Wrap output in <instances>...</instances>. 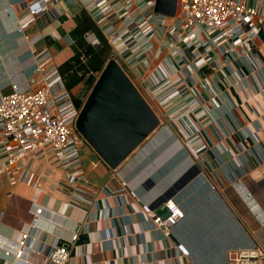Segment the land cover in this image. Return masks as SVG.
I'll return each mask as SVG.
<instances>
[{
  "label": "built area",
  "instance_id": "obj_1",
  "mask_svg": "<svg viewBox=\"0 0 264 264\" xmlns=\"http://www.w3.org/2000/svg\"><path fill=\"white\" fill-rule=\"evenodd\" d=\"M57 1L20 0L22 10L15 30L23 33L28 23ZM67 1L80 5L95 23L110 45L109 58L119 64L160 124L172 128L198 176L211 189L230 183L257 217L263 214L241 176L264 160L260 146L264 0H177L173 16L157 12L156 0ZM9 9L10 3H0V17ZM83 36L87 44L101 41L95 31L86 30ZM31 55L32 75L23 82L12 78L7 91L0 87V179L43 189L48 175L32 170L29 161L49 155L67 183L62 187L66 200L106 221L99 233L102 247L120 250L136 242L141 231L147 260L156 264L159 258L146 232L152 229L163 239L171 238L174 226L185 216L183 206L172 196L160 202L147 200L116 167H109L108 182H116L101 187L105 196L99 207L97 188L88 183L81 160L80 148L87 142L75 125L80 111L73 100L77 90L65 85L49 47L33 48ZM79 59L86 60L85 49ZM160 206L167 211L165 216L158 211ZM136 212L140 219L134 221L131 215ZM2 213L0 209V219ZM31 213V221L4 249L5 255L13 252L26 264L33 254L40 258L37 264H75L73 255L79 258L76 264H95L85 249L89 242L81 240L89 232L91 218L78 222L64 239L55 235L48 240L37 230L54 234L56 221L44 216L41 205L32 207ZM143 222L149 223L147 229ZM168 248H172V257H190L183 241L169 243ZM90 253L95 250L91 248ZM227 257L232 264H264V248L258 243L235 247Z\"/></svg>",
  "mask_w": 264,
  "mask_h": 264
},
{
  "label": "crops",
  "instance_id": "obj_2",
  "mask_svg": "<svg viewBox=\"0 0 264 264\" xmlns=\"http://www.w3.org/2000/svg\"><path fill=\"white\" fill-rule=\"evenodd\" d=\"M0 3H10L9 11L2 13L0 17L1 89L7 91L12 78H18L22 82L29 78L34 67L31 50H42L45 47L51 49L53 60L65 79V85L74 90L81 85L85 78H80L81 70H76L77 77L73 76L76 67L74 59L85 49L81 48L85 31H94L89 28L90 21L94 27L96 25L80 5L58 0L49 11L39 14L28 23L22 33L15 30L22 10L20 0H0ZM96 33H99L98 28ZM88 46L91 51L86 54V60L81 62L79 59L78 62L82 65V70H88L86 73L99 70V65L102 67L106 59L101 52L94 50L95 45ZM95 53L99 57L97 62L87 64L89 56L92 57ZM72 63L74 64L70 68ZM67 75L72 76L70 80L66 79ZM249 112L252 115L250 110ZM254 122L259 125L258 119ZM260 133V146L264 150V117ZM85 147L91 150L92 156L84 159L81 156L82 165L88 183L97 188L95 199L101 207L100 199L105 196L101 187L115 184L116 181L108 182L109 166L103 160L97 162L99 156L88 143H84L80 150ZM29 163L32 170L48 175L43 189L34 188L23 181L11 183L5 177L0 179V209L3 212L0 219V264H26L23 260H17L13 252L5 255L4 249L16 241L20 231L31 221V208L35 205L44 207V216L50 221H56L54 234H47L43 229L37 230L40 236H45L48 240L55 235L64 239L78 222L83 223L87 217L91 218L89 232L82 236H86L83 241L89 242L85 244V249L95 264H152L147 260L141 244L145 238L143 232L138 231L137 241L126 243L120 250L102 247L99 233L106 221L99 215H87L66 200L62 187L65 189L67 183L62 179L61 170L52 158L48 155L41 159H31ZM116 169L147 200L160 202L164 197L172 196L185 210V216L174 226L171 238L163 239L156 231L147 230L146 238L159 258L156 264H232L227 257L231 248L247 247L254 243L264 248V160L241 176V182L250 189L257 202L256 206L263 213L258 217L235 186L227 183L211 189L198 176L197 169L191 165L187 150L168 125H158ZM109 202L113 204L111 198ZM131 217L137 221L140 213L136 212ZM42 224L52 226V223L46 221ZM143 225L146 229L149 227L148 222H143ZM177 240L186 244L190 257L175 258L172 257V248L165 249L166 245ZM118 245L122 246L120 243ZM91 248L95 250L94 254L90 253ZM72 257L76 264L79 258L74 255ZM39 260L33 254L29 257V264H37Z\"/></svg>",
  "mask_w": 264,
  "mask_h": 264
},
{
  "label": "water",
  "instance_id": "obj_3",
  "mask_svg": "<svg viewBox=\"0 0 264 264\" xmlns=\"http://www.w3.org/2000/svg\"><path fill=\"white\" fill-rule=\"evenodd\" d=\"M176 1L156 0L154 9L173 16ZM88 88L76 129L115 168L160 124L159 117L114 58L107 59L98 74H87L80 93ZM158 211L164 216L167 213L164 206Z\"/></svg>",
  "mask_w": 264,
  "mask_h": 264
},
{
  "label": "rangeland",
  "instance_id": "obj_4",
  "mask_svg": "<svg viewBox=\"0 0 264 264\" xmlns=\"http://www.w3.org/2000/svg\"><path fill=\"white\" fill-rule=\"evenodd\" d=\"M90 25V29H92V30H94L95 32L97 31V28H96V26L94 27V25H92L91 24V21H90V23H89ZM93 26V27H92ZM89 28H87V29H89ZM98 34V36H99V38H100V43L99 44H97V45H95L94 46V50H97V51H99L98 53H102V56H103V58L105 59V61H104V63L106 62V60H107V58L109 57V53H110V45L107 43V41L105 40V38L100 34V33H97ZM88 45H90V44H87V42L84 40V42L82 43V46H81V48L83 49V48H85L86 49V54L88 55V53L91 51V49H90V46H88ZM97 59H99V57H98V54H93L92 55V57H90L89 56V60H87L88 62H87V64H94V63H96L97 62ZM109 59V58H108ZM83 64V63H82ZM75 65H76V67L74 68V73H73V76H75V75H78V73H76V70H81L80 72L82 73L81 74V76H80V78H85L86 76H87V74L89 73H86V71H88V70H86V68H84V70H82L81 69V67H82V65H79V63H75ZM84 65V64H83ZM104 65V64H103ZM102 68V67H101ZM100 68V69H101ZM100 69L99 70H97V71H94L96 74H98V72L100 71ZM76 73V74H75ZM67 78V80H70V78L72 77L71 75H67L66 76ZM76 77V76H75ZM85 80V79H84ZM84 80H83V82H84ZM83 82H81L80 84H82ZM134 82L136 83V85H138L139 86V82L137 81V78H135L134 79ZM79 86V85H78ZM78 88V87H77ZM77 88H76V90H77ZM142 89V88H141ZM75 90V91H76ZM143 91V90H142ZM85 98V97H84ZM84 101V100H83ZM82 104H83V102H82ZM81 108V107H80ZM80 154H81V156H82V158L84 159V157H91L92 156V152H91V150L89 149V148H84V149H82V150H80ZM94 176V175H93ZM94 178L95 179H98L97 177H95L94 176Z\"/></svg>",
  "mask_w": 264,
  "mask_h": 264
},
{
  "label": "flooded vegetation",
  "instance_id": "obj_5",
  "mask_svg": "<svg viewBox=\"0 0 264 264\" xmlns=\"http://www.w3.org/2000/svg\"><path fill=\"white\" fill-rule=\"evenodd\" d=\"M84 86V84L82 83L79 88L77 89V92L74 94L73 96V100L76 106H78L79 108L82 105V102L84 100L85 94L87 93V91L89 90V88L82 94L80 93L82 87Z\"/></svg>",
  "mask_w": 264,
  "mask_h": 264
},
{
  "label": "trees",
  "instance_id": "obj_6",
  "mask_svg": "<svg viewBox=\"0 0 264 264\" xmlns=\"http://www.w3.org/2000/svg\"><path fill=\"white\" fill-rule=\"evenodd\" d=\"M78 62H79V54H77V55L75 56V59H74V63H78ZM74 63L70 64L69 67L71 68V66H72ZM101 64H102V63H101ZM94 67H96V66L94 65ZM100 68H101V65H99L98 69H100ZM76 77H77V76H76Z\"/></svg>",
  "mask_w": 264,
  "mask_h": 264
}]
</instances>
